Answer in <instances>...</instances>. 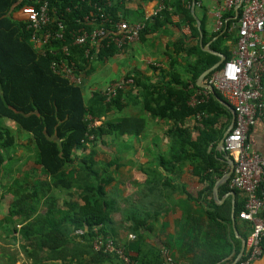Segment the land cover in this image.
<instances>
[{
    "label": "trees",
    "instance_id": "1",
    "mask_svg": "<svg viewBox=\"0 0 264 264\" xmlns=\"http://www.w3.org/2000/svg\"><path fill=\"white\" fill-rule=\"evenodd\" d=\"M47 1L49 7L55 10V17L63 20L66 27L65 36L54 46L58 50L61 44L70 45L69 31L83 25L82 17L91 7L85 0ZM98 1L104 5L113 22L120 19L118 6L114 5L112 0ZM27 2L0 0V119L11 120L18 128L31 135L35 152L34 162L48 178L38 185L44 187L45 191H49L51 186L69 188L71 183L67 179L65 168L73 161L75 150L85 148L86 144L103 136L139 134L144 128V122L138 117H121L117 121L101 120L107 111L121 110L124 89L118 90L117 95L109 101H106L100 92L93 91L86 101L82 86L72 85L51 71L53 53L47 51L44 55L38 54L31 45L30 32L25 28L24 20L14 17L16 11ZM188 2L191 3L192 0ZM202 8V14L199 16L195 11L192 13L191 7H186L181 0H164L163 9L157 15L149 17L139 33V38H142L144 34L153 33L170 24L172 14L181 15L190 30L189 36L186 37L189 38L188 41L181 38L169 47L172 49L170 53H174L175 56L185 55V68L187 73L191 74L188 81L181 80L180 75L174 72L168 75L170 78L167 80L156 85L142 86L138 90L143 109L153 118L166 120L171 124L167 131L168 148L164 153L157 154L158 163L152 167V172L156 174L160 173L157 171L159 166L166 172H171L176 163L186 160L193 165V172L200 175V178L204 175H214L216 179L227 166V163L220 159L222 156L215 151L216 142L222 137L231 118L228 108L223 104V100H226L214 88L206 101L195 106H191L188 101L196 90L203 89L197 85L198 76L218 60L217 55L203 50L205 44L210 42L209 47L224 54L225 60H228L232 57L231 49L235 45L236 37L234 33L228 31L229 19L222 28L208 33L205 28L206 9L204 6ZM194 15L200 20L201 43ZM225 15L233 16L234 12L230 11ZM90 27L91 25H86V28ZM69 47L76 52L75 61L87 74L89 67L83 58V48L71 45ZM116 51L118 49L110 44L100 50L99 57L112 55ZM173 63L172 59L170 64ZM221 65L213 71L219 69ZM213 71L208 73L205 79ZM137 84L139 79L133 77L130 87L133 88ZM190 117L194 119L193 128L185 124ZM221 118H224V121H221ZM96 119L101 121L100 124H91ZM193 129L197 132L195 137L192 136ZM87 135H92L93 139L88 140ZM13 144L14 136L0 124V176L7 162L8 150ZM209 145L211 148L208 150ZM87 168L89 181L81 190L78 203L71 204L69 208L71 212L64 210L55 212L53 205L55 200L45 194L44 190H42L44 198L39 200L36 185L31 191H18L19 195L13 202L17 205L13 211L17 226L12 230L18 237L13 239H20L21 250L26 257L31 258L32 264L64 259L75 251L85 252L94 260L112 257L95 251L91 245L95 236L94 226H97L98 232L103 235H112L114 230L111 228L109 217L110 207L102 197L103 180L96 171ZM149 175L151 173H147L148 179L144 185L148 196H151L148 205L152 207V211L146 216L152 218L156 215L155 206L160 205L159 199L164 197L162 189L166 184L159 180L158 184L162 189L158 188L155 177L149 178ZM37 202L43 208L34 211L32 204L36 206ZM211 205L215 214L207 211V215L215 219V215H220L219 209L222 208L212 203ZM241 206L242 203L235 206V213H238ZM225 217L227 221L230 220L228 209ZM146 220V218L142 220L137 214L134 215L131 217L132 225L128 230L133 232L135 237H139L141 229L144 227L150 229L151 225L146 224ZM243 223L247 229L249 224L246 221ZM213 225L218 226L219 223L215 220ZM83 226L87 227L86 233L76 235L75 229ZM242 235L246 234L243 232ZM124 246L126 247L125 244ZM238 250L239 247L225 264L233 262ZM135 251L137 254L133 259L136 264H159L164 261L160 249H155L150 254L141 253L138 249ZM224 255L225 253L211 260L194 261L190 264H219V259ZM243 259L244 256L241 257V260ZM0 264H6L2 262L1 257Z\"/></svg>",
    "mask_w": 264,
    "mask_h": 264
},
{
    "label": "crops",
    "instance_id": "2",
    "mask_svg": "<svg viewBox=\"0 0 264 264\" xmlns=\"http://www.w3.org/2000/svg\"><path fill=\"white\" fill-rule=\"evenodd\" d=\"M112 1L114 5L118 6L120 19L129 22L140 21L145 17L153 16V10L158 5V0ZM220 1L203 0L202 6L205 7L207 14L205 28L208 33L214 30L211 9ZM190 4L192 5V2ZM202 6H196V8L194 6V11L199 16L202 14ZM189 33V26L181 15L172 14L170 24L153 33L144 34L142 38H138L112 55L93 60L82 88L84 90L87 86L94 89L99 85L103 88L109 82L121 77L132 79L137 77L139 79V84L135 87L131 88L130 84L123 90L122 114L112 119H109V115L108 117H101V120L110 121H117L121 117H138L144 122V128L139 134L125 133L117 136L124 141L125 157L121 163H114L112 174L115 178L112 186L118 183L119 187H122L123 197L129 196L127 208L124 209L129 216L122 222H120L121 217H111V228L114 230L112 236L125 244L132 253H135L136 249L146 254H150L155 249L161 251L168 249L177 264H190L194 261L204 262L225 253L224 257L219 259V264H225L228 259H231L237 247L240 250L239 236L245 238L246 235H242V233L247 234L248 231V227L245 229L243 221L237 217V212L235 213V206L242 203L241 195L228 186V179L219 181V178L227 170L228 164L226 170H222V174L216 179H214V175H204L200 178V175L193 172V165L186 160L176 163L171 172H166L159 166V172L163 173L160 175V180L166 184V191L164 197L161 198V204L155 206L156 215L152 218L146 216L152 211V207L148 205L151 196H148L147 190L142 187H145L146 173L150 167H155L159 160L157 155L153 158L149 154L151 149H159L160 153L165 152L168 139L164 130L169 125V121L153 118L144 110L141 97L138 96V90L148 84H159L161 81L170 78L168 75L174 72L180 75L181 80L188 81L191 74L187 73L185 68V55L180 54L177 57L174 53H170L172 49L169 47L181 38L188 41L189 38L186 37L189 36ZM208 43L210 44V42ZM233 50L234 47L231 52ZM172 59L174 63L170 64ZM164 75L167 76L164 77ZM228 110L232 117L231 110L229 108ZM96 120L98 121L97 124H100L101 121ZM221 121H224V118H221ZM230 122L231 118L226 128ZM185 124L193 128L194 119L188 118ZM196 134V130L193 129L192 136L195 137ZM248 140L255 150L264 154V121L257 122L250 131ZM209 146L211 148V145ZM215 151L222 156L220 159L224 160L225 153L218 141ZM112 195H115V189L112 190ZM137 197H139L138 201L132 200V198ZM211 203L222 208L219 209L220 215H215V219L207 215V211L215 214ZM227 209L229 210V221L225 217ZM132 214L139 215L142 220L146 218V224L151 225L150 229L147 227L141 229L140 236L135 238L129 237L130 234L134 236L135 234L128 230L132 225ZM215 220L219 223L218 226H212ZM43 264L121 263L115 257L94 260L91 255L85 252L75 251V253L68 254L64 259L50 260ZM250 264H264V247L261 256Z\"/></svg>",
    "mask_w": 264,
    "mask_h": 264
},
{
    "label": "built area",
    "instance_id": "3",
    "mask_svg": "<svg viewBox=\"0 0 264 264\" xmlns=\"http://www.w3.org/2000/svg\"><path fill=\"white\" fill-rule=\"evenodd\" d=\"M27 1L17 12L30 32L33 49L41 55L52 52L51 71L76 86H83L86 73L76 63V52L70 49V45L83 48V58L90 68L93 60L99 58L102 48L112 44L121 50L136 41L148 19L145 17L134 22L119 19L113 22L98 0H85L91 9L82 17L83 25L69 31L70 45L61 44L56 50V42L65 36L63 20L55 17L56 12L49 7L47 0ZM181 2L186 7L191 5L188 0ZM202 3L203 0H198L194 6H202ZM163 7L164 0H158L152 15H157ZM230 11L234 15L226 16ZM210 13L214 19V31L222 28L229 19L228 31L236 37L232 57L224 60L221 67L205 81L217 89L234 113V123L223 140V151L233 160L228 186L242 197L237 217L249 224L241 256L244 259L240 257L235 264H248L261 256L264 240V154L255 150L248 140L257 122L264 121V0H221ZM88 24L91 25L89 29L86 28ZM132 82L130 77H121L106 84L100 93L109 101L117 95L118 90L125 89ZM209 93L207 88L196 90L188 103L195 106L204 102ZM97 123L94 120L91 124ZM87 139L92 140L93 136L87 135ZM86 230L87 227L83 226L75 229L74 233L83 235ZM93 231L95 236L91 245L95 251L109 254L121 264H136L133 259L136 251L132 253L112 235L99 233L97 226L93 227ZM129 237L135 238L132 234ZM162 253L164 261L159 264H177L168 249H163Z\"/></svg>",
    "mask_w": 264,
    "mask_h": 264
},
{
    "label": "rangeland",
    "instance_id": "4",
    "mask_svg": "<svg viewBox=\"0 0 264 264\" xmlns=\"http://www.w3.org/2000/svg\"><path fill=\"white\" fill-rule=\"evenodd\" d=\"M16 17L20 18L21 14L17 13ZM101 89V85L94 89L86 86L84 88V97L86 101L90 98L93 91L100 92ZM120 114H122L121 110L114 109L107 111L105 117L109 115V119H112L113 117H118ZM0 124L7 128L9 133L14 136V144L8 150L7 162L0 176V257L2 258V262L6 264H32L31 258L26 257L21 250L20 239H13L18 237L17 234L12 231L13 227L17 226L15 224L17 223L16 217L15 214H13L17 205H14L13 202L17 199L19 192L31 191L35 185L37 187V198L39 200L44 198V194H42V190H44L45 194L54 198L55 201L53 205L55 209H53L55 212L58 210L71 212L72 210H69L71 204L75 205L78 203L80 192L89 181V179H87L88 171L86 169L90 167V169L96 171L103 180L102 186L104 194L102 197L104 202L110 207V219L111 217H121L120 222H122L125 218H128L129 215L124 209L127 208L129 196L126 198L123 197L122 187L120 188L118 183L112 186V182L115 178L112 174L114 171V163H121L125 157V148H123L124 141L122 138L120 139V137L113 135L103 136L101 139L86 144L85 148L75 150L73 161L65 168L67 179H69L68 181L71 183L70 187L63 188L51 186L49 191H45V189H43L44 187H41L38 183L47 181L48 178L34 162L35 152L31 135L18 128L14 122L7 118H1ZM170 125L169 122V125L164 130L168 142L169 137L167 131ZM167 148L168 145L164 151H166ZM158 150L151 149L149 156L155 158L160 151ZM119 170H121V167H119ZM147 173H151L149 178L152 176L155 177L157 180L156 186L162 189L158 183L160 175H163V173L156 174L152 172V167H150ZM146 179H148V176ZM142 188L146 189V187ZM114 189L115 195H112V190ZM165 191L166 187L162 189V195H164L163 193ZM132 200L138 201L139 197L132 198ZM159 200L161 201V198ZM122 206H124V208H121ZM32 208L35 211L41 210L43 207L37 202L36 206L32 204ZM133 216L132 214L131 217Z\"/></svg>",
    "mask_w": 264,
    "mask_h": 264
},
{
    "label": "water",
    "instance_id": "5",
    "mask_svg": "<svg viewBox=\"0 0 264 264\" xmlns=\"http://www.w3.org/2000/svg\"><path fill=\"white\" fill-rule=\"evenodd\" d=\"M194 4H195V0H192V5H191V11L192 13H194ZM238 8V7H237ZM194 18L196 20V25H197V28L200 32V36H199V43H201V37H202V34H201V29H200V20L199 18L194 15ZM17 19H20V18H17ZM209 43H207L204 47H203V50L207 51V52H210L212 54H215L218 56V60L213 63L210 67L206 68L205 70H203L201 72V74L198 76L197 78V85H199L200 87L202 88H207L209 89L211 92L214 91V88L212 85L208 84L206 81H205V77L208 73H210L211 71H213L214 69H216L219 65H221L223 63V61L225 60V55L222 54L221 52H218V51H215V50H212L209 46H208ZM223 104L228 107L231 112H232V117H231V122L229 124V126L225 129V131L223 132L222 134V137L218 140V144L219 146L221 147V149L223 150V140H224V137L226 136V134L229 132L230 128L232 127L233 123H234V113L232 111V108L231 106L223 100ZM210 149V146L209 148ZM224 160L227 162L228 164V168L227 170L222 174V176L219 178V181H225L227 179H229L231 173H232V170H233V160L225 155L224 157ZM240 238V241H241V247H240V250L237 254V256L235 257L234 259V262L232 264H235V262L242 256L243 254V251H244V247H245V238L242 237V236H239Z\"/></svg>",
    "mask_w": 264,
    "mask_h": 264
}]
</instances>
